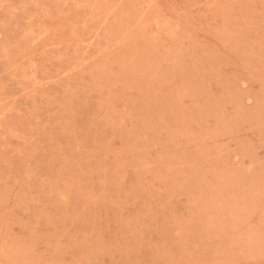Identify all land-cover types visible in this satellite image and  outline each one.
I'll return each mask as SVG.
<instances>
[{
  "label": "rangeland",
  "instance_id": "1",
  "mask_svg": "<svg viewBox=\"0 0 264 264\" xmlns=\"http://www.w3.org/2000/svg\"><path fill=\"white\" fill-rule=\"evenodd\" d=\"M0 264H264V0H0Z\"/></svg>",
  "mask_w": 264,
  "mask_h": 264
}]
</instances>
